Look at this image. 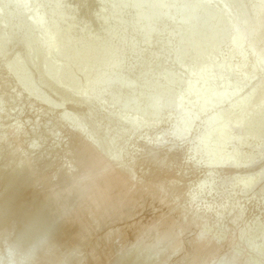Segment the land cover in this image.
Returning a JSON list of instances; mask_svg holds the SVG:
<instances>
[{
    "label": "bare ground",
    "instance_id": "obj_1",
    "mask_svg": "<svg viewBox=\"0 0 264 264\" xmlns=\"http://www.w3.org/2000/svg\"><path fill=\"white\" fill-rule=\"evenodd\" d=\"M133 1L0 0V264H264L184 217L264 206V0Z\"/></svg>",
    "mask_w": 264,
    "mask_h": 264
},
{
    "label": "rangeland",
    "instance_id": "obj_2",
    "mask_svg": "<svg viewBox=\"0 0 264 264\" xmlns=\"http://www.w3.org/2000/svg\"><path fill=\"white\" fill-rule=\"evenodd\" d=\"M135 1H136V5H137V2H138V0H134L133 2L134 3H132V6L133 5H135ZM196 0H186V4H192V3H194ZM254 2H256V0H254ZM131 8V7H130ZM208 15V16H207ZM207 16V18L209 17V14H205V15H203L202 17L203 18H199V20H202V19H204L205 17ZM201 17V16H200ZM146 25V24H145ZM145 25H144V27H145ZM48 25H46V27H47ZM143 27V26H142ZM146 27H147V25H146ZM165 32V31H164ZM165 34V33H164ZM126 41V40H125ZM29 42V40H27V38H21V39H18V43H23V44H26V43H28ZM10 44H11V42H10ZM119 45H121V44H125L124 43V41L123 42H119L118 43ZM142 44V41H139L138 43H137V45L138 46H140ZM10 49H11V54H16L17 53V49H18V51H19V46H18V44L15 42L12 46H10ZM48 51L46 50V53H47ZM45 53V51L43 52V54ZM63 59H66V57H62ZM224 58V55H223V57H222V59ZM60 60V59H59ZM2 61V60H1ZM109 63V60H107V64ZM106 64V65H107ZM56 66V65H55ZM55 66H52V65H49V66H47L49 69H53V68H55ZM47 67H46V70H48L47 69ZM103 65L102 66H99L98 67V69L96 68L95 69V71H93V73H95V72H98V71H100L101 69H103ZM92 73V74H93ZM61 75H62V73L59 75V78H58V80H60V77H61ZM40 79H39V77L37 76V75H31L30 76V78H29V81L30 82H37V81H39ZM41 84L43 85V88H44V83H43V81H41ZM157 84V83H156ZM184 84L182 83V87H180L178 90H176V91H172L171 92V94L170 95H172L174 98L176 97V98H179V97H181L182 96V93L184 92V90H185V88H184ZM217 86V90H218V88H219V90H220V87L216 84V85H214L213 86V88H212V86H211V88L214 90L215 89V91H217L216 90V88H214V87H216ZM152 87L155 89L156 87H158V84L155 86V83L152 85ZM42 88V90H41V94H43L44 96H46V94L48 93V92H50V91H48V90H44ZM54 89H55V87H53ZM182 90H183V92H182ZM52 92H54V91H51V93ZM264 97V85H261V86H259V87H257V95H256V97L253 99V100H250V101H248V102H246V105H244V108H245V106H246V108L248 107H251V106H253L256 102H258L260 99H262ZM56 100V99H55ZM58 102V101H57ZM153 101H151V103H152ZM34 104V103H33ZM30 104L28 103V104H26V107H25V110L23 111V113H24V115H25V117H29V115H30V117L32 116V118L31 119H27V121H26V118L23 120L22 119V122H29V120H31L32 121V119H34L37 115H38V113L37 112H39V114H45V113H47V111H45L44 110V106L42 105V106H40V104L38 103V106H37V104H36V107H35V104L34 105H32V107H31V105L29 106ZM25 106V105H24ZM31 107V112L29 111V107ZM35 108H34V107ZM56 106V105H55ZM57 106H58V108H60L61 106L59 105V103L57 104ZM56 106V107H57ZM39 107H43L42 109H43V112L41 113L40 112V108ZM37 108H38V110L39 111H37L36 112V110H37ZM28 109V110H27ZM34 110H35V112H34ZM27 112H28V114H27ZM29 112L30 113H32L33 112V115L32 114H29ZM57 112V111H56ZM55 112V113H56ZM22 113V114H23ZM54 113V114H55ZM58 113H60V112H58ZM82 113V111L80 110V112H79V110H77L76 112L74 111L73 113H71V117H73V118H75V117H77V116H79V114H81ZM53 114V115H54ZM24 115H23V117H24ZM55 115H57V113L55 114ZM54 115V116H55ZM59 115V114H58ZM22 115H20L19 116V118L21 117ZM54 116H52L53 117V119H55V117ZM22 117V118H23ZM18 118V119H19ZM17 119V123L19 122L20 123V121ZM21 119V118H20ZM30 121V122H31ZM29 122V123H30ZM15 127V126H14ZM264 130V129H263ZM113 132H115L114 130H112L110 133H113ZM261 132H262V130H261ZM263 134H264V131L262 132ZM107 136H104V134L103 133H100L99 135H98V137H100V138H103V137H105V138H107V137H110L111 135L110 134H108V133H105ZM258 136H261V138H263L262 137V134L260 135L259 133L257 134ZM64 137V135H61V138L63 139V140H65V137ZM104 138V140H107V139H105ZM27 140H30V138L29 139H26V142H28ZM253 140H254V138L253 137H249L248 139H247V142H248V144H252V142H253ZM228 148H230V146H228ZM260 147H258V148H256L255 150L256 151H258V150H263V149H259ZM246 154H247V151H246V149H243V150H241L240 152H239V155H238V158H239V160H243L244 158H245V156H246ZM237 175L238 174H233V175H231L230 177H229V179H228V182H233V181H236L237 179ZM263 190H261V191H259L258 193H257V201H255V203H259V201H260V198H261V196H262V194H263ZM244 205L243 206H240L239 207V209L240 210H238L237 209V207L238 206H235V209H237L238 211H239V215H238V218L237 219H239V218H241L242 217V219H239V220H237V219H235V217L233 218V219H231L230 221L228 220V214L226 213L227 211H225V212H222V211H217V209H215L214 207L213 208H210L209 206H207V205H201V206H195V205H193V207H189V209L188 210H191V211H189L186 215H184V217H185V219H188V218H191V217H193V218H196V219H199V217H200V215H202L203 213H205V212H207V211H210V212H212L213 213V215L215 214V217H214V220L212 221V222H210V221H205L204 222V224L205 225H207L209 228H210V230L212 231V232H216V231H218L219 230V228H223V225H224V230H223V235L224 236H226L227 234H231L232 232H237L239 235H241V237H243L244 239H246V243H242L241 245H236V249H237V251L239 250H242V251H244L245 249H247L248 247H251V245H250V243H253V241L255 240V239H249V234H252V235H254L255 237H256V235L258 234V233H260V229L261 230H263L264 228V206H260L259 204L257 205L256 204V206H257V208H254V205L255 204H253L252 205V208L250 209V207L248 206V204H246V203H243ZM154 208V209H156V210H152V207ZM255 206V207H256ZM144 207V208H143ZM142 208L143 209H141L142 211L140 212V213H137V216L135 215L133 218H132V220H130V221H128L127 223H128V226H130V224H131V222H133L131 225L133 226V225H135V223H137V222H139V224L140 225H145V224H147L148 223V221H149V219H150V221H152V219H154V216H155V214L157 213V215L155 216V217H157L158 215H160V214H162L163 212H165V211H163L164 209L163 208H161V206H160V204H158V203H156V202H154V203H152V204H147V205H144ZM146 207V208H145ZM245 209H244V208ZM160 209V210H159ZM193 209V210H192ZM161 211H162V213H161ZM192 211H194V214H192ZM158 212H159V214H158ZM234 212H236L235 210H234ZM154 214V215H153ZM151 215V216H150ZM152 215H153V218H152ZM141 216V217H140ZM144 216V217H143ZM259 216V217H258ZM249 217H251L252 218V220L251 221H249L248 219H249ZM256 217H258V222H261V223H258L256 220H255V218ZM134 218H135V220H134ZM144 218V219H143ZM147 218H148V220H147ZM138 219H140V221H138ZM226 221H227V223H226ZM257 223L258 224V227H255L254 229H251V226H252V223ZM127 223H119V224H117V226L116 225H114V226H112V227H110L109 229H106V231H108V230H114V229H118L119 228V226H123V225H125V226H123V228H125L126 226H127ZM130 223V224H129ZM225 223V224H224ZM236 223V224H235ZM118 227V228H117ZM112 228V229H111ZM120 228H122V227H120ZM197 232V230L195 231V230H191V232L189 231L188 233H187V237H191V236H193L195 233ZM129 233L130 234H132L133 232H131V231H129ZM190 233H191V235H190ZM252 246H254V245H252ZM226 247H224L223 246V249H225ZM226 250V249H225ZM264 256V255H263Z\"/></svg>",
    "mask_w": 264,
    "mask_h": 264
}]
</instances>
